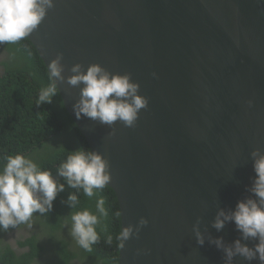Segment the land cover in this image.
Returning a JSON list of instances; mask_svg holds the SVG:
<instances>
[{
  "label": "water",
  "instance_id": "95a60500",
  "mask_svg": "<svg viewBox=\"0 0 264 264\" xmlns=\"http://www.w3.org/2000/svg\"><path fill=\"white\" fill-rule=\"evenodd\" d=\"M53 5L27 38L47 70L63 54L64 79L55 83L64 106L91 151L108 162L122 228H139V239L120 247L119 264H225L224 252L209 241L223 238L230 246L241 233L234 222L221 231L213 224L221 210L228 214L238 201L255 198L251 152L264 151V1ZM76 64L85 73L96 64L131 75L148 101L134 127L77 119L84 85L67 83ZM232 264L249 262L236 256Z\"/></svg>",
  "mask_w": 264,
  "mask_h": 264
},
{
  "label": "clouds",
  "instance_id": "9594fccd",
  "mask_svg": "<svg viewBox=\"0 0 264 264\" xmlns=\"http://www.w3.org/2000/svg\"><path fill=\"white\" fill-rule=\"evenodd\" d=\"M53 6V0H0V44L16 43L29 37ZM62 59L63 54L59 53L48 64L50 83L40 90L36 106L50 104L57 95L55 81L64 79ZM71 72L73 75L67 83L73 87L84 85L81 98L73 109L77 119L83 115L109 126L120 121L125 127H134L138 113L147 107V99L138 95L139 85L132 82L130 74H111L96 64L90 65L86 73L80 64H76ZM70 153L57 173L77 192L82 190L90 199L97 196L98 191L110 182L108 162L94 151L80 149ZM251 157L255 177L250 191L255 198L238 201L228 214L221 210L213 224L217 231H221L226 222H234L241 233V239L230 246H225L223 238L209 241L224 252L225 264H232L236 256L243 257L249 264L254 260L264 264V151L257 148L251 152ZM5 159L0 169V230L7 231L21 224H30L34 213L47 215L58 193L64 191V184L58 183L53 173L42 171L37 163L24 155ZM68 203L75 208L79 203L78 196L69 195ZM104 204V199L99 197L95 214L84 209L71 215L70 235L87 252H91L92 246L100 240L97 229L102 219L108 217ZM139 224L144 227L148 221L141 218ZM101 231L106 233V228ZM194 232L197 243L203 246L204 238L199 230L194 228ZM133 237L139 239V228L134 231L128 226L122 228L116 239L123 248L125 241ZM250 239L257 241L253 247L241 243V240ZM112 240V235L107 234L105 242L110 245Z\"/></svg>",
  "mask_w": 264,
  "mask_h": 264
},
{
  "label": "trees",
  "instance_id": "16d2710c",
  "mask_svg": "<svg viewBox=\"0 0 264 264\" xmlns=\"http://www.w3.org/2000/svg\"><path fill=\"white\" fill-rule=\"evenodd\" d=\"M1 45L12 59L3 64L6 73L0 78V169L6 157L20 154L31 158L42 171L55 175L70 152L80 149L91 151V148L67 112L58 89L50 104L36 106L40 90L50 81L46 65L29 39L26 37L16 43ZM58 183L64 184V191L58 193L47 215L34 213L30 224L0 230V262L33 264L42 257L40 253L45 251L42 244H46L53 254L46 264H73V261L80 264H119L120 242L116 237L122 225L115 192L106 186L90 199L82 190L77 192L69 187L65 180ZM71 194L78 196L79 203L75 208L68 203ZM99 197L105 201L108 217L102 219L97 229L99 242L92 246L91 252H87L70 235L71 215L84 209L95 214ZM18 228L28 229L30 235L20 243V247H27L29 252L19 257L10 245L3 243L4 238ZM102 228H106V233L101 231ZM107 234L113 237L110 245L105 242Z\"/></svg>",
  "mask_w": 264,
  "mask_h": 264
},
{
  "label": "flooded vegetation",
  "instance_id": "af4514ba",
  "mask_svg": "<svg viewBox=\"0 0 264 264\" xmlns=\"http://www.w3.org/2000/svg\"><path fill=\"white\" fill-rule=\"evenodd\" d=\"M10 59H11L10 54L0 44V78H2V76H4L6 73V68L4 67L3 64L9 61ZM29 237L30 235L28 229L18 228L16 230H13L11 233H9L6 239L4 238L3 243L4 245H10L11 248L16 252L17 256L19 257L29 252V249L27 247L25 248L20 247V243H24L26 239H28ZM67 239L69 240V238ZM42 246L45 248V251L40 253L42 257L37 259L38 261L33 262V264H46V262L53 257L51 249L49 247H46V244H42ZM0 248L2 249V242ZM73 264H80V263L77 261H73Z\"/></svg>",
  "mask_w": 264,
  "mask_h": 264
},
{
  "label": "rangeland",
  "instance_id": "374dc122",
  "mask_svg": "<svg viewBox=\"0 0 264 264\" xmlns=\"http://www.w3.org/2000/svg\"><path fill=\"white\" fill-rule=\"evenodd\" d=\"M12 59V58H11Z\"/></svg>",
  "mask_w": 264,
  "mask_h": 264
}]
</instances>
